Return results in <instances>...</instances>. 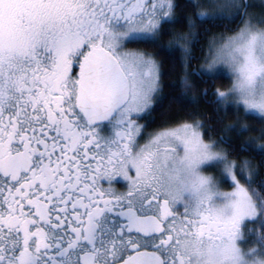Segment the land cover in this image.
<instances>
[{
  "label": "snow or ice",
  "instance_id": "1",
  "mask_svg": "<svg viewBox=\"0 0 264 264\" xmlns=\"http://www.w3.org/2000/svg\"><path fill=\"white\" fill-rule=\"evenodd\" d=\"M189 5L208 9L188 19L190 30L230 24L250 7L247 0ZM177 6L0 0V264H264V192L252 187L256 170L245 183L236 172L248 161L230 162L217 141L205 142L201 123L165 128L140 143L162 100L160 65L124 49L160 46ZM188 35L164 49L172 56L179 48L185 70L198 33ZM221 39L194 74L230 73L231 88L217 89L213 103L264 120V27L249 16ZM221 165L231 192L204 174ZM121 182L126 191L117 192ZM248 233L257 246L245 251Z\"/></svg>",
  "mask_w": 264,
  "mask_h": 264
},
{
  "label": "trees",
  "instance_id": "2",
  "mask_svg": "<svg viewBox=\"0 0 264 264\" xmlns=\"http://www.w3.org/2000/svg\"><path fill=\"white\" fill-rule=\"evenodd\" d=\"M174 2L178 5L174 9V22L163 24L159 38L160 46L146 44L126 46L152 55L160 65L162 100L152 110L146 129H165L184 123H201L205 142L217 141V145L223 147L228 154V160L235 161L237 165H242L244 161L249 162L250 167L244 169L242 173L241 167H237L238 179L245 183L246 173L254 169L258 174L255 176L252 187L264 192V152L257 150V145L264 144V138H261L264 120L245 114L242 109L237 110L233 105L224 106L213 103L215 100L213 93L217 89L226 91L230 88L231 79L228 76L218 75L214 79H209L194 74L203 62L209 41L214 37L219 38L236 32L242 24L243 16H237L230 24L227 22H220L215 26L197 24L190 30L188 19L195 17L198 8L191 7L189 0H174ZM190 31L198 33V36L195 46L189 45L194 59L188 60V68L185 70L179 48L172 56H169L164 49L176 36H185L190 40L191 37L188 35ZM185 78L190 86L184 85ZM218 108L219 111H217ZM142 121L146 123L145 119ZM229 126L232 127L229 128ZM244 128L247 130L238 134V130ZM221 137L225 142H220ZM251 139H255V142L250 143ZM247 144H251V147L242 151L241 145Z\"/></svg>",
  "mask_w": 264,
  "mask_h": 264
},
{
  "label": "rangeland",
  "instance_id": "3",
  "mask_svg": "<svg viewBox=\"0 0 264 264\" xmlns=\"http://www.w3.org/2000/svg\"><path fill=\"white\" fill-rule=\"evenodd\" d=\"M200 2L203 3L204 0H200ZM220 2H224V0H220ZM247 2L250 5V7L247 9V11L249 13V16L252 18V23L254 25H256L257 27H264V25H260V24L257 23L260 20H264V0H247ZM198 11H208V9L199 8L197 10V12ZM241 11H244V10L242 9ZM249 16H243V21L249 19ZM243 21H242V24H243ZM242 24H241L240 27H242ZM237 31L234 32V33H232V34H230V35H224L223 37L235 35L237 33ZM222 42L223 41H222L221 37L215 38V40L212 39V40L209 41V43L207 45V49L205 51V55H204V58H203V62H202L201 65L198 66V70H200L201 68H206L207 67V65L205 64V59L207 58V59L210 60L211 59V55H212V53L209 52V49L212 48L213 51H214L215 50V47L219 46V44H221ZM124 50L125 51H135V50H128L127 48H125ZM136 51H140V50H136ZM224 71L227 72L228 70L225 68ZM227 76L231 79V85H230V88H231V86L233 84L234 78L231 76L230 73ZM229 104L230 105H233L232 103H229ZM240 109H242V111L245 113V110L243 109L242 106L240 107ZM249 115H253L255 117H259L258 114H254V113L249 114ZM195 123L196 122H192L190 124H195ZM180 125H182V124H180ZM180 125H178V126H180ZM178 126H175V127H178ZM175 127H171V128H175ZM200 131H201V129H200ZM252 142H255V139H251L250 140V143H252ZM216 150L225 153L224 148L221 147V146H219V145H216ZM222 169H223V165L218 166V167H209V168H207L204 171V174L215 177V180L217 182L219 191H221V192H231L233 190V186L231 185L230 180H228V179L221 180V172H222ZM248 175H249V173H246L245 178L248 177ZM241 183H244V182H241ZM249 225L253 226L251 223H249ZM251 228L252 227H250L249 229H251ZM247 235H248V238L250 239V242L249 241H246V242H243L242 243L243 244L242 245V249L245 250V251H248L250 248L257 246L251 240L250 233H248Z\"/></svg>",
  "mask_w": 264,
  "mask_h": 264
},
{
  "label": "flooded vegetation",
  "instance_id": "4",
  "mask_svg": "<svg viewBox=\"0 0 264 264\" xmlns=\"http://www.w3.org/2000/svg\"><path fill=\"white\" fill-rule=\"evenodd\" d=\"M128 46V45H127ZM128 50H135L136 51V49H132V48H129V47H126ZM139 123H141V124H144V122L142 121V119L141 120H139ZM159 130H163V129H155V130H147L146 128L144 129V135H143V138H141L140 139V143L141 144H143L147 139H148V137H149V135L151 134V133H154V132H156V131H159ZM105 186H107L106 184H105ZM114 187H115V190L117 191V192H124V191H126V184H124L123 182H121V183H116L115 185H114ZM180 211L182 212L183 211V208L181 207L180 208ZM246 241H248V239H246V240H244V241H241V247H242V243L243 242H246Z\"/></svg>",
  "mask_w": 264,
  "mask_h": 264
}]
</instances>
